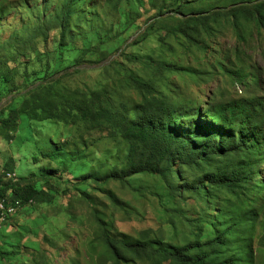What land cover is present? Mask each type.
<instances>
[{"label": "rangeland", "instance_id": "rangeland-1", "mask_svg": "<svg viewBox=\"0 0 264 264\" xmlns=\"http://www.w3.org/2000/svg\"><path fill=\"white\" fill-rule=\"evenodd\" d=\"M71 1L0 0V76L6 67L14 74L8 82L0 78V182L13 180L6 172L16 173L23 186L29 188L27 179L34 178L32 186L49 195L4 223L0 264H113L107 233L137 241L149 230L155 247L182 246L193 241L192 221L203 219L209 206L191 193L171 192L155 175L105 181L125 164V144L110 127L88 131L82 122L35 121L18 113L24 94L43 78L60 77V87L70 92L106 88L112 106L127 105L129 118L141 101L129 74L151 83L158 98L192 101L202 109L210 98L264 95V30L242 16L238 24L231 18L241 3L249 8L262 0H75L65 22L68 46H60L59 21L49 18L61 15ZM202 16L209 18L207 28L192 32L194 42L189 41L180 33L181 22ZM40 28H47L45 34L37 33ZM20 36L24 41L16 45ZM239 72L247 77L241 90L233 78ZM6 119L16 128L3 127ZM261 171L264 183V167ZM256 205L254 231L233 234L230 253L252 250V264H264V193ZM208 213L209 220H218L216 209ZM200 226L203 240L216 234L211 223Z\"/></svg>", "mask_w": 264, "mask_h": 264}, {"label": "trees", "instance_id": "trees-1", "mask_svg": "<svg viewBox=\"0 0 264 264\" xmlns=\"http://www.w3.org/2000/svg\"><path fill=\"white\" fill-rule=\"evenodd\" d=\"M74 2H69L61 15L49 18L50 22L59 21L60 46H68L65 44V22ZM242 5L231 12L233 22L238 24L242 16L264 30V0L249 8H240ZM5 11L3 8L1 12ZM208 19V16H202L182 21L180 33L194 42L191 33L200 34L199 30L207 28L205 22ZM46 30L40 28L37 33L43 35ZM23 41L20 36L13 42L18 45ZM50 65L47 60L46 68ZM6 68V73L0 76L4 82L14 77L12 69ZM128 78L141 94L133 118H129L124 102L112 106L106 88L86 92L77 88L70 92L60 87V77L43 78L29 88L18 108V113L30 120L82 122L88 131L110 127L111 135L120 136L125 144V164L112 170L105 181L126 183L127 178L135 175H155L178 196L188 192L201 204L203 200L208 203L209 206L203 208L204 218L192 221L190 235L193 241L182 246L155 247L149 240V230L141 232L137 241L112 239L107 233L104 243L113 264H127L131 260L149 264H252V250L251 255L230 253V237L233 234L243 237L249 230L254 231L258 217L256 204L264 193V183L259 180L264 167V95L231 101L210 98L202 109L200 104L192 101L177 104L168 98H158L151 94L154 89L151 83L139 81L131 74ZM233 78L237 80L236 86L247 80L245 73L240 72ZM2 126L9 130L16 128L10 119L4 120ZM52 176L45 177L46 182ZM18 179L0 182L1 198L13 202L20 200L22 208L28 207L30 201L49 200L47 191L32 186L36 182L34 178L27 179L29 188ZM176 180L183 184L174 185ZM252 193L256 199L250 195ZM111 201L115 202L114 199ZM215 209L218 220H209V210ZM202 222L211 223L216 234L203 240L204 228L199 227ZM261 241L264 246V236ZM11 249L9 254L14 255V247ZM0 253L5 254L3 250Z\"/></svg>", "mask_w": 264, "mask_h": 264}, {"label": "built area", "instance_id": "built-area-1", "mask_svg": "<svg viewBox=\"0 0 264 264\" xmlns=\"http://www.w3.org/2000/svg\"><path fill=\"white\" fill-rule=\"evenodd\" d=\"M238 89L241 90L240 87ZM7 176L14 177L15 174L7 173ZM30 203H33V201H31ZM21 206L22 205L20 201L11 203L8 201L7 198L0 197V229L2 228L3 224L6 222L7 218H11L17 214Z\"/></svg>", "mask_w": 264, "mask_h": 264}, {"label": "clouds", "instance_id": "clouds-1", "mask_svg": "<svg viewBox=\"0 0 264 264\" xmlns=\"http://www.w3.org/2000/svg\"><path fill=\"white\" fill-rule=\"evenodd\" d=\"M237 86H238V88H239V87H240V84H238ZM237 86H236V87H237ZM240 88H241V87H240ZM7 173H12V172H6V173H5L7 178L14 179L15 181L18 179V178H16V173H13V174H15L14 177H8V176H7ZM3 198H6V197H3ZM7 199H8V198H7ZM8 201H9V200H8ZM19 201H20V200H19ZM9 202L14 203V202H16V201L13 202V200H12V201H9ZM20 202H21V201H20ZM30 202H31V201H30ZM33 203H34V202H33ZM33 203H29V205H32ZM21 205H23V204L21 203ZM29 205H28V206H29ZM20 209H22V206H21ZM8 219H10V218H7V220H8ZM7 220H6V221H7ZM3 225H4V224H3ZM2 228H3V226H2Z\"/></svg>", "mask_w": 264, "mask_h": 264}]
</instances>
